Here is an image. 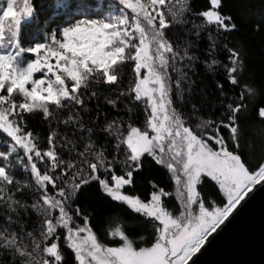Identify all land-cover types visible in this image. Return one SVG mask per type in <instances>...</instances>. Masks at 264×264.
Masks as SVG:
<instances>
[{
  "label": "snow or ice",
  "instance_id": "1",
  "mask_svg": "<svg viewBox=\"0 0 264 264\" xmlns=\"http://www.w3.org/2000/svg\"><path fill=\"white\" fill-rule=\"evenodd\" d=\"M178 2L183 5L184 0ZM13 3L14 0H7V8L0 16V132L10 138L6 141L8 150L0 151V207L17 216L20 209L25 212L31 209L39 214L41 223L38 235L31 231L24 233L22 225L23 236L3 228L0 249L10 252L13 258H21L20 264H59L62 254L58 244L51 241L58 229H65L67 246L75 252L79 264H190L249 193L264 183V163L252 171L237 151L229 150V142L234 148L240 143L238 114L246 107L243 93L240 103L226 105V119L206 120L195 128L174 107L169 69L179 71L176 61L191 62L196 57L189 55L187 49L183 54L177 51L165 30L173 24L188 22L181 18L185 7L177 8L174 0H147V3L120 0L134 14L131 22L126 15L113 16L108 22L82 21L65 27L62 41L52 34L51 42L58 48L43 43L25 48L19 43L18 34L22 20L33 16V8L29 0H24L23 9L17 12ZM210 6L211 10L197 14L207 25H216L224 32L235 29L231 17L218 11L222 0H210ZM9 17L12 18L8 25L10 35L6 39L4 21ZM196 34L199 36V31ZM211 48L215 50L214 42ZM229 52L231 64L227 66V77L232 85H238L234 73L241 68L239 54L232 49ZM26 53L34 59L26 60ZM127 61L134 62V82L119 95L131 96L146 105L144 129L129 125L125 132L117 121L107 123L101 131L115 141L113 159H107L103 151L96 152L91 140L76 153L75 160L65 159L57 151L54 131L49 133L48 148L41 150L33 132L26 130L25 114L40 110L44 119L49 120L54 117L49 106L56 110L73 104L83 106L81 89L88 87L87 82L102 80L108 85L117 84L120 66ZM41 72L43 78H34ZM186 75L181 73L182 77ZM66 81L73 83L69 86ZM245 88L254 98V90L247 85ZM175 89L183 100L181 79L175 81ZM96 95L95 91L91 93L92 97ZM107 103L116 108L118 101L108 99ZM191 108L193 114L198 113L195 104ZM256 115L264 120V107H259ZM60 122L69 125L74 117L70 114ZM221 129H228L227 139ZM67 145H72L69 153L76 151L71 140L65 139L61 147ZM119 152L124 154L122 161L116 159ZM145 154L172 174L179 193V215L162 203V196L169 195L163 189L153 191L148 201L124 193L125 186L133 184V174L140 170ZM38 162L45 166L44 171ZM117 163L122 166L120 174L116 171ZM16 167L30 174L31 183L15 178ZM205 177L218 185L226 200L223 206L206 204L201 198L198 185ZM93 182L112 201L127 205L150 222L154 229L151 246H137L120 227L111 232L122 242L119 246H105L98 241L89 226V217L79 207L72 208L80 191ZM25 189L39 193L31 205L16 198V193ZM74 216L82 217V226L73 227ZM17 223L14 216H7V224Z\"/></svg>",
  "mask_w": 264,
  "mask_h": 264
},
{
  "label": "trees",
  "instance_id": "2",
  "mask_svg": "<svg viewBox=\"0 0 264 264\" xmlns=\"http://www.w3.org/2000/svg\"><path fill=\"white\" fill-rule=\"evenodd\" d=\"M135 1V0H133ZM147 3V0H141ZM176 7H185L181 18L188 22L166 29V36L181 54L187 49L189 55L196 57L194 61H176L175 66L179 71L169 69L173 84V105L179 109L183 117L188 120L192 127L206 120H221L227 117L228 103H240V95L243 93L246 105L241 114H238V135L240 143L238 147L229 142V150L237 151L246 166L250 170H258V166L264 163V120L256 115L259 107H264V0H222V6L218 11L231 17V23L235 29L224 32L216 25H207L204 18L198 13L210 10V0H184L183 5L174 0ZM21 0H16L15 8L19 11ZM33 8V16L26 21L22 20L18 34V41L21 46L27 48L56 34L57 38L63 40L62 31L65 27H72L82 21H105L109 17L126 15L131 22L134 14L131 9H126L120 0H29ZM3 1L0 0V12L3 8ZM10 19L5 20V36L9 33L8 25ZM203 25L202 28H197ZM199 31V36H197ZM211 33V40L209 39ZM137 42L138 41H134ZM215 43V50L211 48ZM58 46V45H57ZM229 49L239 54L241 68L234 75L239 84L232 85L227 77V66H230ZM216 61L215 64H212ZM190 65L185 67V65ZM212 65L211 68L208 66ZM134 62L127 61L120 66L118 72V83L108 85L95 80L88 81V87L82 88L81 93L84 105H71L69 108L54 111V117L45 120L40 110L32 114H25L26 130L32 131L36 142L41 150L48 148L47 139L49 133L56 132L57 151L65 159L75 160L76 153L82 151L84 146L91 140L96 152L103 151L107 159H113L115 148L114 139L107 136L101 129L113 120L121 125L122 131L127 130L129 125L144 129L148 111L146 105L136 102L131 96H120L121 91H128L134 82ZM143 72V70H142ZM181 73H187L181 76ZM181 79L183 97L177 96L175 81ZM220 85L223 87L221 88ZM254 90L250 94L246 88ZM95 91L97 95L91 96ZM21 99L20 97H16ZM108 99L118 101L116 108L107 103ZM195 104L199 109L193 114L191 105ZM73 115L74 122L65 125L61 120ZM92 129L91 132L88 130ZM222 135L227 139L228 129H221ZM5 134L0 132V151H7L8 144ZM65 139L75 144L76 151L69 153L67 147H61ZM22 155V150L20 152ZM91 159V156L89 157ZM15 158H13L14 161ZM116 159H124L123 152L116 153ZM38 167L44 171L45 166ZM121 164H116V171L121 172ZM15 178L31 183L30 174L24 172L20 167L14 169ZM155 185V188L153 187ZM13 187V186H10ZM163 189L169 193L163 198L167 207L172 206L174 215L180 211L179 193L173 180L164 165L147 154L142 157V166L139 171L133 174V184L125 186V194L139 197L142 200H150L153 191ZM13 191L15 188L13 187ZM198 191L202 193L201 198L206 204L223 206L225 198L219 191L218 186L205 177L203 183L198 185ZM39 193H33L30 189L17 192L16 198L23 203L31 205L38 199ZM79 207L82 213L89 217V226L97 235L98 241L105 246H119L122 242L119 238L113 237L111 232L117 227L126 231V234L134 240L137 246H151L154 242V229L146 218L134 213L130 208L121 202L112 201L102 192L99 185L93 182L85 186L79 193L78 199L73 202L72 208ZM12 215L18 221L17 224H7V216ZM74 223L83 225L82 217H73ZM39 214L29 209L25 212L20 209V214L9 213L6 207H0V230L8 228L9 232L21 233V225L24 233L31 231L38 235L40 226ZM25 242L27 239L25 238ZM58 244V250L62 254V261L59 264H76L74 253L67 246L65 232L58 229L56 237L51 241ZM21 258H13L7 250L0 249V264H20Z\"/></svg>",
  "mask_w": 264,
  "mask_h": 264
},
{
  "label": "water",
  "instance_id": "3",
  "mask_svg": "<svg viewBox=\"0 0 264 264\" xmlns=\"http://www.w3.org/2000/svg\"><path fill=\"white\" fill-rule=\"evenodd\" d=\"M190 264H264V183L249 193Z\"/></svg>",
  "mask_w": 264,
  "mask_h": 264
},
{
  "label": "rangeland",
  "instance_id": "4",
  "mask_svg": "<svg viewBox=\"0 0 264 264\" xmlns=\"http://www.w3.org/2000/svg\"><path fill=\"white\" fill-rule=\"evenodd\" d=\"M3 1V4H4V6H3V8H2V10H1V12H0V16H2V14H3V11L4 10H6V8H7V0H2ZM133 2H135V1H133ZM15 3H16V0H14V3H13V10L14 11H16V8H15ZM23 7H24V0H21V4L19 5V11L21 10V9H23ZM178 8V7H177ZM211 10V9H210ZM18 11V12H19ZM119 16H121V15H119ZM111 17H109L108 18V20L107 21H109V19H110ZM8 19H10V20H12V18L11 17H9ZM205 20V19H204ZM206 22V21H205ZM4 23H5V21H4ZM14 27V26H13ZM9 30V29H8ZM8 35H10V32L7 34V36H6V39H7V37H8ZM43 44H49V45H51L52 47H57L58 48V46L57 45H53L52 44V42H51V37H49L48 39H46L44 42H42ZM25 59L26 60H32V59H34V57L31 55V54H28V53H26L25 54ZM53 63L55 62V61H52ZM43 76H44V73L43 72H41V73H36L35 74V76H34V78H37V79H39V78H43ZM53 79H54V77H53ZM68 84H69V86H71V84L73 83V82H71V81H66ZM30 87V86H29ZM6 135V134H5ZM146 155V154H145ZM166 167V166H165ZM167 169V168H166ZM169 172V171H168ZM169 174H170V176H171V178H172V174L169 172ZM210 179V178H209ZM172 180H173V183H174V185H175V180L172 178ZM211 180V179H210ZM212 181V180H211ZM214 182V181H213ZM215 183V182H214ZM216 184V183H215ZM176 186V185H175ZM218 186V185H217ZM219 188V187H218ZM223 195V194H222ZM164 197H167V196H162V203H163V198ZM224 197V196H223ZM164 204V203H163ZM127 206V205H126ZM166 206V205H165ZM128 207V206H127ZM167 207V206H166ZM129 208V207H128ZM167 208H172V206H169V207H167ZM169 210H171L172 211V209H169ZM180 212V211H179ZM179 212L176 214V215H179ZM75 225H78V224H76V223H74L73 224V227H75ZM82 226V225H81ZM63 232H65V240H66V235H67V233H66V230L65 229H61ZM84 234H81V236H83ZM117 238H119V237H117ZM68 242H67V240H66V244H67ZM71 249V248H70ZM71 251L74 253V255H75V252L71 249ZM76 264H79V262L76 260Z\"/></svg>",
  "mask_w": 264,
  "mask_h": 264
}]
</instances>
